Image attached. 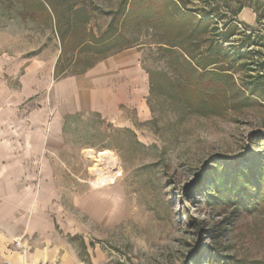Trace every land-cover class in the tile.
Listing matches in <instances>:
<instances>
[{"label": "rangeland", "instance_id": "rangeland-1", "mask_svg": "<svg viewBox=\"0 0 264 264\" xmlns=\"http://www.w3.org/2000/svg\"><path fill=\"white\" fill-rule=\"evenodd\" d=\"M257 33L264 0H0V217L26 226L7 247L36 264H264L257 188L206 201L214 169L264 156V103L242 86L264 48H230ZM135 46L145 101L58 127L53 79Z\"/></svg>", "mask_w": 264, "mask_h": 264}, {"label": "crops", "instance_id": "crops-1", "mask_svg": "<svg viewBox=\"0 0 264 264\" xmlns=\"http://www.w3.org/2000/svg\"><path fill=\"white\" fill-rule=\"evenodd\" d=\"M54 78V77H53ZM150 75L143 65L138 47H126L107 54L78 74H67L54 80L50 86L56 101L54 120L65 129L70 122L66 117L79 112H99L105 117L118 113L127 103L145 101ZM25 171L11 173L22 176ZM8 175L0 170V177ZM0 217V264H36L28 262V256L9 249L11 238L25 232L23 224ZM25 225V224H24Z\"/></svg>", "mask_w": 264, "mask_h": 264}, {"label": "trees", "instance_id": "trees-1", "mask_svg": "<svg viewBox=\"0 0 264 264\" xmlns=\"http://www.w3.org/2000/svg\"><path fill=\"white\" fill-rule=\"evenodd\" d=\"M231 35V34H230ZM230 35L222 32L221 40L226 41ZM253 37L254 40L250 38ZM250 46L251 44L260 46L264 48V34L257 33L255 36L251 34L245 40H243V44L240 46H230L231 50L233 48H238L240 50L243 46ZM252 52L256 53L257 58H253L248 61H242V69L246 72L247 78L243 80V87L250 88L249 95H247V99L252 100L255 98L264 103V52L263 50L257 49L252 50ZM238 60H243V53L241 51H237ZM216 61H210L208 64L202 65L197 63V67H199L202 71H205L210 65L216 64ZM208 72L213 73L214 75H221L223 73L230 74L228 72V68L218 69L213 68L209 69ZM217 72V73H216ZM213 77V76H212ZM197 78H203V75L200 74ZM246 81V82H245ZM215 84V83H212ZM211 99L210 102L216 99L217 95L215 92L210 93ZM201 102L205 104V100L201 97ZM71 116L66 117L67 123ZM67 125V124H66ZM264 136V135H263ZM264 139V138H263ZM260 140H258L259 142ZM264 142V140H262ZM230 164L231 167L227 166L226 168H222L221 172H218V169H214L213 171L217 173V175L213 178L212 183L208 186L209 191L206 194V201L208 203L215 202L221 198L220 194L224 190L233 191L232 187H237L238 185L243 186L241 192H239L240 196L251 197L252 190H255L256 187L259 193V198L262 199L264 197V156L259 160H254L251 163L246 165H237ZM233 186L231 187V185ZM231 187V189H230ZM229 188V189H228ZM225 191V192H226ZM250 199L254 200V197ZM250 199L248 201H250ZM256 201V199H255ZM215 256H218V253H214ZM216 259V258H214ZM195 264H198V261L194 260Z\"/></svg>", "mask_w": 264, "mask_h": 264}, {"label": "bare ground", "instance_id": "bare-ground-1", "mask_svg": "<svg viewBox=\"0 0 264 264\" xmlns=\"http://www.w3.org/2000/svg\"><path fill=\"white\" fill-rule=\"evenodd\" d=\"M110 156V153L109 152H107V151H100L99 152V154L97 155V156H95V158H94V156H91V158H93L94 159V161H96L95 163H96V165H99V161L100 160H102V158H104V157H109ZM112 156V155H111ZM105 160V159H104ZM109 161V160H108ZM107 161V162H108ZM111 161V160H110ZM103 162V161H102ZM105 162V161H104ZM107 166H108V164H107ZM106 166V167H107ZM109 166H110V164H109ZM98 168V167H97ZM102 168V167H101ZM99 169V168H98ZM110 169V168H109ZM102 170H100V171H96V174L98 175L97 176V178H98V181H96V183L98 184H102L103 182L102 181H105V180H107L106 178H108V176H104V174H102V172H101ZM111 171V170H110ZM104 172H105V170H104ZM117 173V172H116ZM108 174H109V172H108ZM111 174H112V171H111ZM118 174V173H117ZM96 176V175H95ZM114 176V175H113ZM114 178V177H113ZM112 178V179H113ZM113 181V180H112ZM94 182V181H93ZM96 184V185H97ZM98 184V185H99ZM104 184V183H103ZM109 184V183H108ZM94 186V185H93ZM106 186V185H105Z\"/></svg>", "mask_w": 264, "mask_h": 264}]
</instances>
